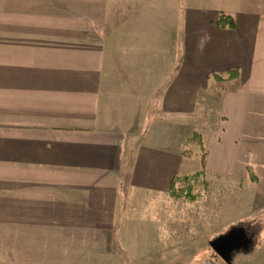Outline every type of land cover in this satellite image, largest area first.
<instances>
[{
  "label": "crops",
  "instance_id": "crops-1",
  "mask_svg": "<svg viewBox=\"0 0 264 264\" xmlns=\"http://www.w3.org/2000/svg\"><path fill=\"white\" fill-rule=\"evenodd\" d=\"M196 172L264 215V0H0V264H126Z\"/></svg>",
  "mask_w": 264,
  "mask_h": 264
},
{
  "label": "rangeland",
  "instance_id": "rangeland-1",
  "mask_svg": "<svg viewBox=\"0 0 264 264\" xmlns=\"http://www.w3.org/2000/svg\"><path fill=\"white\" fill-rule=\"evenodd\" d=\"M211 115L207 109L208 122ZM196 173L190 182L196 199L169 195L173 209L171 202L161 201L137 213L133 229L143 230L144 235L137 238L139 244L130 242L124 248L126 264H264V215L254 214L262 212V205L247 204L234 194L238 193L236 187L227 184L221 188L215 177L206 175L205 181L201 172ZM183 187L182 181L176 182L177 189ZM247 207L253 211L248 213ZM236 226L249 230L246 234L251 235V241L247 249L233 250L227 262L215 254L210 243Z\"/></svg>",
  "mask_w": 264,
  "mask_h": 264
},
{
  "label": "water",
  "instance_id": "water-1",
  "mask_svg": "<svg viewBox=\"0 0 264 264\" xmlns=\"http://www.w3.org/2000/svg\"><path fill=\"white\" fill-rule=\"evenodd\" d=\"M251 241V235H247L241 226L231 227L225 234L216 237L211 243L215 254L223 260L230 262L233 250L247 249Z\"/></svg>",
  "mask_w": 264,
  "mask_h": 264
},
{
  "label": "trees",
  "instance_id": "trees-1",
  "mask_svg": "<svg viewBox=\"0 0 264 264\" xmlns=\"http://www.w3.org/2000/svg\"><path fill=\"white\" fill-rule=\"evenodd\" d=\"M216 26L219 28H233L235 26V20L231 15L221 12L219 13L216 19ZM191 140L198 142L200 146L202 147V140H201L200 134L194 133ZM202 159H203V155H202ZM195 176H197V173L192 174V175L182 176V177H179V176L173 177L170 182L169 195L175 198L185 197V198H188L189 200L196 199L197 195L192 192L193 188L190 183L195 178ZM177 181L183 182V185H184L183 189L176 188Z\"/></svg>",
  "mask_w": 264,
  "mask_h": 264
},
{
  "label": "flooded vegetation",
  "instance_id": "flooded-vegetation-1",
  "mask_svg": "<svg viewBox=\"0 0 264 264\" xmlns=\"http://www.w3.org/2000/svg\"><path fill=\"white\" fill-rule=\"evenodd\" d=\"M247 232V231H246ZM250 233V231L248 230V232H247V234H249Z\"/></svg>",
  "mask_w": 264,
  "mask_h": 264
}]
</instances>
